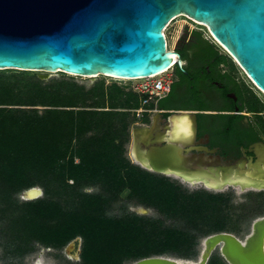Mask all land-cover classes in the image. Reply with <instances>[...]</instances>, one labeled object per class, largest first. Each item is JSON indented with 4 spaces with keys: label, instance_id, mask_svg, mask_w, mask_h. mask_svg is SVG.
I'll list each match as a JSON object with an SVG mask.
<instances>
[{
    "label": "trees",
    "instance_id": "obj_1",
    "mask_svg": "<svg viewBox=\"0 0 264 264\" xmlns=\"http://www.w3.org/2000/svg\"><path fill=\"white\" fill-rule=\"evenodd\" d=\"M195 49L200 60L231 65L204 38ZM13 71L0 73L3 264H24L40 248L60 258L78 238L77 264H131L157 256L195 261L204 238L243 236L264 217V191L247 192L237 202L232 191H190L132 164L127 156L135 123L131 111L141 107L144 96L128 86L107 88L102 81L87 89L71 80L47 82L35 72ZM246 103L240 111H260L255 101ZM256 129L264 138V119ZM35 187L43 189V198L20 200ZM88 188L96 191L88 193ZM124 197L156 215H109ZM208 264L227 263L215 254Z\"/></svg>",
    "mask_w": 264,
    "mask_h": 264
},
{
    "label": "water",
    "instance_id": "obj_2",
    "mask_svg": "<svg viewBox=\"0 0 264 264\" xmlns=\"http://www.w3.org/2000/svg\"><path fill=\"white\" fill-rule=\"evenodd\" d=\"M179 17L206 27L264 93V0H0V70L140 79L173 64L182 68L180 55L167 49L164 33ZM186 118L191 123L187 135L179 130ZM141 130L147 132L142 141L136 137ZM196 131L194 114L163 118L158 113L149 124L131 130L134 159L148 172L177 177L211 192L264 191L263 143L250 148L256 161L196 164L185 159ZM35 188L25 191L23 200L39 199L29 196ZM150 211L139 207L136 213ZM243 239L230 233L204 238L196 261L157 256L131 264H208L217 250L228 264H264V217L252 223ZM79 241L81 253V238L67 248Z\"/></svg>",
    "mask_w": 264,
    "mask_h": 264
},
{
    "label": "flooded vegetation",
    "instance_id": "obj_3",
    "mask_svg": "<svg viewBox=\"0 0 264 264\" xmlns=\"http://www.w3.org/2000/svg\"><path fill=\"white\" fill-rule=\"evenodd\" d=\"M202 38V33L188 31L179 38L173 51L180 55L183 67L174 65L169 70L173 79L171 90L164 99L150 105L156 106L157 113L146 117L148 124L158 117V113H162L163 118L180 112L194 114L197 131L194 142L188 146V153H185L188 162L229 165L239 160L256 161L257 155L250 148L258 143L264 144V138L256 129L261 119H264V111H240L241 107L248 104L242 83L228 69L230 65L198 59L195 47ZM215 44L225 50L217 42ZM196 99L204 104L192 103ZM74 244L80 258V246L78 242ZM215 254L221 255L218 250Z\"/></svg>",
    "mask_w": 264,
    "mask_h": 264
},
{
    "label": "rangeland",
    "instance_id": "obj_4",
    "mask_svg": "<svg viewBox=\"0 0 264 264\" xmlns=\"http://www.w3.org/2000/svg\"><path fill=\"white\" fill-rule=\"evenodd\" d=\"M186 31H188V33H190V32L202 33L203 37L206 41H209L211 44L215 45L221 54L227 55L229 57V59L231 61V65L228 69L231 70L234 73L235 77L240 81V83H242L243 88L245 90L246 99L248 101L249 100L255 101L256 104L259 106L260 111H264V94L262 92H260L251 83V81L249 80V77L242 70V68L239 66L237 61L226 50H223L222 48H220L219 46H217L215 44L216 42L211 38L209 31H207L203 26H201L197 23H194L193 21H191L190 19H188L186 17H179V18L175 19L167 27V29L164 31L165 37L167 40V49L169 51H173L178 45L179 38ZM3 72H6L7 74L17 73L16 71H13V70H9V71L0 70V73H3ZM35 73H37L38 76H41V75L47 76L46 79H44L47 82H49L53 79H59V80L66 79V80L75 81L79 85L85 86L87 89H91L95 85H97L103 81L105 83V87H107V88L111 87L114 84H118V85L128 86L129 88L127 90L132 91V86L140 83L139 81L116 80V79H112L110 77H105V76H98L96 78H87L85 76H83V77L72 76L70 74H64L61 72H59V73L35 72ZM168 75H169V72H168ZM248 111L249 110H246V112H248ZM248 115H252V114H248ZM131 118L137 119L136 115H134V114H131ZM140 120L143 121L144 118H142ZM129 146H130V144L127 145V156L129 155V152H128ZM168 178H170L173 181L178 182L179 184H181L183 187H185L186 189H188L190 191L203 189L202 187H199V186H195V187L189 186L176 177H168ZM95 191H96V189H93V188H88L86 190V192H88V193H93ZM229 191H232L235 194L237 202L242 201L243 195L245 193H247V192H242V191L237 190V189L225 190V192H229ZM22 195H20L19 198H20V200L25 201V200H23ZM43 197H44V194L40 198H43ZM125 198L126 197H124L122 201L115 203L112 206V208L109 210V215L121 216L125 212L136 213V211L138 210L139 207L135 206L134 204L128 203ZM140 213H141V211H140ZM155 215H156L155 211L151 209V211L149 213H147V215H144V216H150L151 217V216H155ZM250 231H251V229L245 235L238 236V237L243 239L246 235H248L250 233ZM80 243L81 242L79 241L78 246H80ZM76 246H77V244H76ZM201 249L202 248L200 247V251H201ZM56 255H57L56 252L52 249L40 248L36 254L28 257L25 260L24 264H36V263H41V264H77L80 261V258L78 256L79 255L78 254V248L77 249L76 248L68 249L66 247L64 249V251L61 252L60 258L57 257ZM0 264H3L1 260H0Z\"/></svg>",
    "mask_w": 264,
    "mask_h": 264
},
{
    "label": "built area",
    "instance_id": "obj_5",
    "mask_svg": "<svg viewBox=\"0 0 264 264\" xmlns=\"http://www.w3.org/2000/svg\"><path fill=\"white\" fill-rule=\"evenodd\" d=\"M173 21H171L168 26ZM167 27L164 29V31L167 29ZM173 66L174 64L172 65V67ZM169 70L155 75V77L152 78L147 77L137 79L136 81H139L140 83L132 86L133 92L144 96V98L142 99L141 107L139 109L131 111L136 115L137 119H142L145 114H153L154 112H156V106L152 107L150 105L164 99L169 94L173 84L172 77L168 75ZM70 183H73V181H70Z\"/></svg>",
    "mask_w": 264,
    "mask_h": 264
},
{
    "label": "bare ground",
    "instance_id": "obj_6",
    "mask_svg": "<svg viewBox=\"0 0 264 264\" xmlns=\"http://www.w3.org/2000/svg\"><path fill=\"white\" fill-rule=\"evenodd\" d=\"M177 57V56H176ZM176 57H174V61H176ZM105 77H110L112 79H116V80H125V81H132V80H137V79H124V78H120V77H115V76H105ZM152 77H155V75H152V76H149L148 78H152ZM147 78V77H146ZM190 125L191 123L188 122V119L186 118L183 122L180 123L179 125V130L184 133V134H189L190 132ZM136 155V154H135ZM30 198H38V197H41V190L39 188H35L34 191H32L30 194H29ZM206 247H207V244H206ZM71 249L75 248V244H73L71 247ZM180 264H183V261H178ZM36 264H41V263H36Z\"/></svg>",
    "mask_w": 264,
    "mask_h": 264
},
{
    "label": "crops",
    "instance_id": "obj_7",
    "mask_svg": "<svg viewBox=\"0 0 264 264\" xmlns=\"http://www.w3.org/2000/svg\"><path fill=\"white\" fill-rule=\"evenodd\" d=\"M132 114H134V113H132ZM135 115V114H134ZM152 114H145L144 115V117L143 118H146V117H150ZM161 122V120L160 119H157V123H158V127L159 128H161V126H160V123ZM144 124H148V122L147 123H144V120L142 121V120H140V119H135V123L132 125L133 127H131V129H130V134H131V130L135 127V125H138V126H142V125H144ZM147 136V132L146 131H139V132H137L136 133V137H137V139H139V140H141L142 141V139H144L145 137ZM131 142H132V134H131V140H130V146H129V149H128V152H129V155H128V158H129V160L132 162V164H134V165H137V166H139V163H137V161L134 159V156H135V153H134V150H133V148L131 147ZM145 149L144 148H141V151H144ZM140 167V166H139Z\"/></svg>",
    "mask_w": 264,
    "mask_h": 264
}]
</instances>
